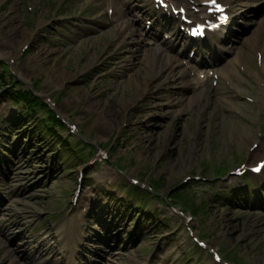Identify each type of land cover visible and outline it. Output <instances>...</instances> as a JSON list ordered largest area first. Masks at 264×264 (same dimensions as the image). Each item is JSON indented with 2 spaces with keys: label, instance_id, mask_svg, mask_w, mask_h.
<instances>
[{
  "label": "rangeland",
  "instance_id": "374dc122",
  "mask_svg": "<svg viewBox=\"0 0 264 264\" xmlns=\"http://www.w3.org/2000/svg\"><path fill=\"white\" fill-rule=\"evenodd\" d=\"M90 1L0 0V24L12 20V26L5 24L0 34V59L6 61L10 56H15L19 63L12 62L11 65L16 68L15 72L19 76L26 78L23 84L26 85L32 79L36 81L41 92L50 94L48 97L51 99L55 98L59 103V110L73 117L93 137V141L107 145L113 139L116 145L111 152V159L124 165L130 174H137L141 179L150 175L161 188L160 192L169 193V196L172 192L175 195V188L181 189L177 194L183 197L175 200L174 196L173 201L183 206L185 204L182 202L187 201L191 206L197 204L199 211L196 216L203 224L216 230L213 236L216 243L227 250L231 247L232 254L236 251L244 264H264L262 210L239 208L236 204L214 199L213 188L208 187L207 183L189 181L178 186L192 174L199 175L203 171L206 176H213L223 172V166H233L236 159L232 160V154L236 158H243L248 152L250 141L258 139L253 127L227 111L223 110L227 114L220 115L219 106L227 105L230 99V96H223L222 89L217 90L213 98L202 107L193 109L194 106L189 105L194 102L184 101L179 106H174L173 98L163 93V89L155 91V87L161 83L154 82L155 78L147 66H141L135 71L128 46L112 39V33L105 30L104 20L89 18L75 23L72 13ZM144 3L148 4L146 0ZM261 9L256 14L257 17L264 15V6ZM95 13L96 10L91 11V14ZM56 15L62 16V19H54ZM252 19L254 18L248 21L249 26L246 25L247 32L242 35H251V41H254L257 26ZM15 24H19V30L9 36ZM99 27L102 30L96 32L94 29ZM248 39H244L243 43H236L243 44L246 52L250 41ZM26 41L28 48L15 54ZM43 49L52 50L48 60L41 55ZM35 54H38L37 62L33 65L29 58ZM38 63L42 69L36 66ZM55 69L67 74L56 77L53 72ZM105 72L108 73L107 76L102 77ZM167 74H161L162 79L167 84L169 80L174 87ZM49 75L52 76V83L48 81ZM151 82L153 85H150ZM4 97L3 95L1 98ZM138 99L141 100L138 102ZM17 104L5 102L0 116L9 117V122L6 121L3 127L4 134L7 135L5 142L13 141L20 150L25 149L17 155L11 153L10 158L14 163L8 162L10 171L0 175V213L5 214L0 221V240L15 248L22 243L21 236L16 237L17 234H21L26 228L25 223L21 228L18 227L20 212L41 216L49 222L43 213L58 211L68 202L77 172L82 167L86 169V164L79 159L66 163L55 160V153L52 156L50 149H46L45 143H42L46 137L33 130L31 132L25 120L18 117L22 106ZM182 108L183 113L179 111ZM14 131H18L17 137L11 136ZM29 133L33 134L34 139L30 143L37 145L35 154H40V158L29 155L26 150L30 146L26 140ZM99 169L92 171L89 181L91 187L98 185L96 181L100 180L115 181L121 186L126 183L107 168ZM88 170L89 168L85 173ZM156 179L160 181L156 182ZM85 184L87 185L86 181ZM187 186L192 193L189 199L184 198L188 197L186 190H183ZM95 190L97 193L93 199V207L87 217L97 228L96 235H100L98 230L103 231L101 228L104 223H96L93 219L106 212L112 215L104 219L108 224H131L127 223L131 218L128 210L118 207L115 199L111 203V199L105 196V190L99 185ZM72 210L80 215V203L73 204ZM6 215L9 219H6ZM152 215L149 212L143 218L141 226L146 233L136 245L126 248L123 240L128 235L125 229L120 238L123 246L118 248L114 247L112 241H107L110 236L103 234L100 239L104 243L100 246L107 252L110 250L108 256L111 260L107 257L99 258L98 264H103V261L105 264H142L141 260L149 257V251L154 248H157L155 253L161 252L165 257L171 255L174 249L177 254L183 252L182 240L186 234L171 233L178 217L164 220L166 224L159 226L160 222L153 220ZM119 216L123 218V222H120ZM173 232L177 233L178 229ZM93 233L91 228L90 234ZM162 245L170 248L165 251ZM25 252L18 249L16 257L20 262H23ZM4 258L0 254V261Z\"/></svg>",
  "mask_w": 264,
  "mask_h": 264
},
{
  "label": "bare ground",
  "instance_id": "6f19581e",
  "mask_svg": "<svg viewBox=\"0 0 264 264\" xmlns=\"http://www.w3.org/2000/svg\"><path fill=\"white\" fill-rule=\"evenodd\" d=\"M148 3H149V0H146ZM13 19V18H12ZM9 25L10 26V24H11V26H12V20H7V21H5L3 24H0V34H1V32H2V28H3V26L4 25ZM41 25V24H40ZM19 30V24H15L14 26H13V28L10 30V35L9 36H11L14 32H16V31H18ZM51 53H52V50H49V49H43V53H41V55H43L44 57H45V59L46 60H48L50 57H51ZM39 54V53H38ZM38 54H35V55H33L32 56V58H29V62L30 63H33V65H35V63L37 62V60H36V57H37V55ZM36 60V61H35ZM43 60V59H42ZM36 66H38V67H40L41 69H42V67H41V64H36ZM53 72H55V74H54V76H60L61 74H63L64 76H65V74H67L66 72H60V70H54ZM51 78H52V76L51 75H49V79H48V81H50L51 82ZM52 83V82H51ZM51 83H49L50 85H51ZM57 87V86H56ZM146 91V90H145ZM76 97V96H75ZM77 98V97H76ZM72 101V100H71ZM81 101V100H80ZM79 101V102H80ZM80 103H82V102H80ZM108 123V122H107ZM5 219V218H4ZM6 219H8V218H6ZM5 219V220H6ZM8 222V221H7ZM6 226H7V224H6ZM10 226V225H9ZM9 230V229H8ZM8 232H11V230L10 231H8ZM29 243H33V240L32 241H29ZM35 263H37V264H41L40 263V261H37L36 262V260H32V261H30V264H35Z\"/></svg>",
  "mask_w": 264,
  "mask_h": 264
},
{
  "label": "snow or ice",
  "instance_id": "6c2138e0",
  "mask_svg": "<svg viewBox=\"0 0 264 264\" xmlns=\"http://www.w3.org/2000/svg\"><path fill=\"white\" fill-rule=\"evenodd\" d=\"M208 2H210L213 5H216V0H208ZM217 8L219 9V6L217 5Z\"/></svg>",
  "mask_w": 264,
  "mask_h": 264
}]
</instances>
